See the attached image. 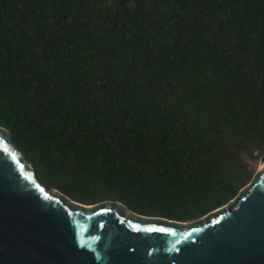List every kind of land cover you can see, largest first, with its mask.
<instances>
[{
  "label": "trees",
  "instance_id": "1",
  "mask_svg": "<svg viewBox=\"0 0 264 264\" xmlns=\"http://www.w3.org/2000/svg\"><path fill=\"white\" fill-rule=\"evenodd\" d=\"M0 126L45 189L201 217L264 154V0H0Z\"/></svg>",
  "mask_w": 264,
  "mask_h": 264
},
{
  "label": "water",
  "instance_id": "2",
  "mask_svg": "<svg viewBox=\"0 0 264 264\" xmlns=\"http://www.w3.org/2000/svg\"><path fill=\"white\" fill-rule=\"evenodd\" d=\"M0 264H264V167L181 222L45 189L0 126Z\"/></svg>",
  "mask_w": 264,
  "mask_h": 264
},
{
  "label": "rangeland",
  "instance_id": "3",
  "mask_svg": "<svg viewBox=\"0 0 264 264\" xmlns=\"http://www.w3.org/2000/svg\"><path fill=\"white\" fill-rule=\"evenodd\" d=\"M257 162H258V160H257L256 162L253 163L254 171L257 169V166H256ZM254 171H253V173H254ZM252 175H253V174H252ZM251 177H252V176H251ZM251 177H250V179H251ZM250 179H249V181H250ZM249 181H248V182H249ZM248 182H246L243 186H245ZM243 186H242V187H243ZM50 190H51V189H50ZM50 190H49V191H50ZM233 197H234V196H233ZM233 197H232V198H233ZM93 204H94V203H93ZM198 218H199V217H198ZM198 218H196V219H198ZM194 220H195V219H194ZM190 221H193V220H190Z\"/></svg>",
  "mask_w": 264,
  "mask_h": 264
},
{
  "label": "bare ground",
  "instance_id": "4",
  "mask_svg": "<svg viewBox=\"0 0 264 264\" xmlns=\"http://www.w3.org/2000/svg\"><path fill=\"white\" fill-rule=\"evenodd\" d=\"M262 167H264V160L258 162L257 169H260V168H262Z\"/></svg>",
  "mask_w": 264,
  "mask_h": 264
}]
</instances>
